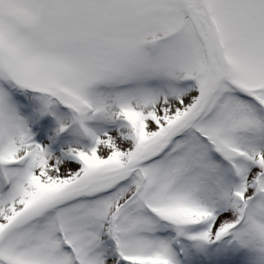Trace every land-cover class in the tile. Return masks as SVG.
Returning a JSON list of instances; mask_svg holds the SVG:
<instances>
[{
  "label": "snow or ice",
  "instance_id": "1",
  "mask_svg": "<svg viewBox=\"0 0 264 264\" xmlns=\"http://www.w3.org/2000/svg\"><path fill=\"white\" fill-rule=\"evenodd\" d=\"M0 264H264V0H0Z\"/></svg>",
  "mask_w": 264,
  "mask_h": 264
}]
</instances>
